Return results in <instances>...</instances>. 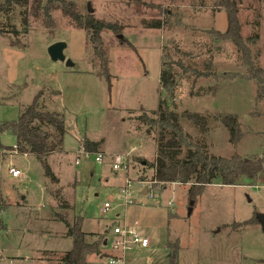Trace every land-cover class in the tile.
I'll return each mask as SVG.
<instances>
[{
	"label": "rangeland",
	"instance_id": "rangeland-1",
	"mask_svg": "<svg viewBox=\"0 0 264 264\" xmlns=\"http://www.w3.org/2000/svg\"><path fill=\"white\" fill-rule=\"evenodd\" d=\"M68 1L82 17L113 25L100 31L98 50L88 31L59 8L50 19L31 16L23 23L19 6H0V122L16 119L40 91L39 103L64 114L66 125L61 150L46 157L56 180L44 175L33 155L13 148L10 131L0 132V264L9 263L7 256L14 259L10 264H60L72 245L67 224L77 218L89 242L102 235L109 239L114 225L144 231L151 247L124 264H168L167 241L177 244L176 264H264L257 217H264V174L241 177L234 185L215 179L193 199L188 183L150 182L153 169L140 159L153 160L156 127L135 119L141 112L152 116L150 110L164 98L179 114L188 110L208 117L204 138L210 153L261 156L264 97L257 98L251 67L253 62L264 70V0H235L246 52L217 34L227 27L222 0ZM154 19L162 26L142 24ZM255 33V43L245 41ZM57 40L66 43L63 53L77 69L49 58L46 48ZM165 67L174 76L168 89L159 79ZM215 113L237 115L235 145L227 128L212 118ZM180 123L198 134L186 118ZM84 138L103 139L100 162L93 159L96 153L80 155ZM113 163L120 166L113 169ZM11 166L21 174L11 176ZM126 178L131 198L121 192ZM104 202L110 206L102 211ZM101 251L109 249L102 244ZM98 256L89 255V264H103L96 262Z\"/></svg>",
	"mask_w": 264,
	"mask_h": 264
},
{
	"label": "trees",
	"instance_id": "trees-1",
	"mask_svg": "<svg viewBox=\"0 0 264 264\" xmlns=\"http://www.w3.org/2000/svg\"><path fill=\"white\" fill-rule=\"evenodd\" d=\"M19 6L23 23H27L28 18L42 17L50 19L51 11L59 8L77 28L88 31L91 42L95 50L99 49V33L103 28L113 29V25L94 19L91 15L82 17L76 10L72 1L68 0H0V6ZM227 17V27L223 33L217 32L220 37L230 38L238 50L246 52L244 40L239 34V24L237 20V7L235 0H222ZM145 27L162 26L158 19L142 21ZM4 29L0 28V32ZM257 34L246 38L245 41L255 43ZM127 39H122L121 42ZM102 66L106 70L107 59L102 60ZM251 76L258 83L257 98L264 97V70L252 62ZM109 81L108 73L105 74ZM159 79L163 88L168 89L174 84V76L169 67L161 70ZM40 91L32 98V101L25 106L18 117L11 121L0 122V132L10 131L15 137L13 148L20 153L33 155L43 168L44 175L56 180L47 162V156L52 152L61 150L63 135L66 133L64 114L57 111H49L39 103ZM152 116L141 112L135 119L143 124L156 127L155 154L152 161L140 159L143 165L153 169L152 179L162 184L182 183L189 184V197L193 199L205 184L218 179L223 185L237 184L241 177L255 180L264 174V152L261 156L241 158L236 153L229 157L214 155L209 152L204 138L207 130L208 117L198 112L183 110L181 114L168 107L164 98L158 101V106L150 110ZM180 117L186 118L198 131V134H191L184 130L180 123ZM214 120L220 122L228 130V141L235 145L240 137V124L235 113H215ZM103 139L97 141L84 138L83 151L88 153L99 152V146ZM9 149L12 146H6ZM194 201V200H193ZM256 215V212L255 214ZM255 218V216H254ZM245 220L244 224H249ZM4 226L0 220V228ZM67 235L72 239L69 250L59 259L60 264H88L87 257L91 254L101 255V245L105 237L102 235L94 241L85 239L86 233L81 230V218L74 220L72 224H67ZM166 248L171 249L168 264H176L177 244L166 242Z\"/></svg>",
	"mask_w": 264,
	"mask_h": 264
},
{
	"label": "built area",
	"instance_id": "built-area-1",
	"mask_svg": "<svg viewBox=\"0 0 264 264\" xmlns=\"http://www.w3.org/2000/svg\"><path fill=\"white\" fill-rule=\"evenodd\" d=\"M80 155L82 157H87L88 152L83 151V149L80 151ZM102 153L96 152L93 159L96 162H100L102 159ZM79 156H77L75 163L79 162ZM123 167L127 168V161L122 163ZM120 165L117 163L112 164V168L116 169ZM8 173L13 176L17 177L21 174L20 170L18 168H15L13 166L7 168ZM150 182H156L155 179L150 178ZM141 183H144V181H140ZM131 185V181L127 178L125 179L124 186L121 189V192L124 196L128 195L130 197L129 192H131V189H129V186ZM144 191L146 190L143 189ZM147 192V190H146ZM127 197V198H128ZM126 202L130 203L131 200H127ZM131 198V197H130ZM170 204V201L168 202ZM110 205L107 202L103 203L102 211H105ZM110 238L104 239L103 245L106 246L111 254L106 257V264H124L127 259H131L132 256H134L132 259L136 258L137 252H139L142 249H146L150 247V241L149 237L142 232V230L128 227L126 225H114L111 228V234Z\"/></svg>",
	"mask_w": 264,
	"mask_h": 264
},
{
	"label": "water",
	"instance_id": "water-1",
	"mask_svg": "<svg viewBox=\"0 0 264 264\" xmlns=\"http://www.w3.org/2000/svg\"><path fill=\"white\" fill-rule=\"evenodd\" d=\"M86 9L89 13H92V9L89 6V3L86 4ZM119 38H121V35H118ZM66 47V43L64 41L61 40H57L54 41L52 43H50L47 48V54L49 56V58L53 61L59 60V61H63L65 66L67 67H72L74 69L78 68V64L74 63L71 59L65 57L63 51ZM190 204H192V201H190ZM188 211H190V208H188ZM259 222H261V228L264 234V217H260L257 215Z\"/></svg>",
	"mask_w": 264,
	"mask_h": 264
},
{
	"label": "crops",
	"instance_id": "crops-1",
	"mask_svg": "<svg viewBox=\"0 0 264 264\" xmlns=\"http://www.w3.org/2000/svg\"><path fill=\"white\" fill-rule=\"evenodd\" d=\"M142 232H144V231H142ZM145 233V232H144ZM104 247H106V246H104ZM150 247H151V245H150ZM107 248V247H106ZM108 249V248H107ZM146 250H148L147 248H146ZM105 252V251H104ZM144 252L145 251H142V252H137V255H138V258H140L142 255L141 254H144ZM40 252L37 250V255H36V258H37V260L39 259V257L40 258H42L41 256H40V254H39ZM111 254V252H110V250H109V252H107V254L105 253L104 255L103 254H101V255H99L98 257H97V259H96V262H99V261H101L103 264H106V257L108 256V255H110ZM140 256V257H139ZM89 257V256H88ZM88 257H87V262H88V264H89V259H88ZM3 258V256H2V254H0V259H2ZM7 258H9L8 260H9V263H6V264H10V262H11V260H14V259H11V257H8L7 256ZM15 258H20V256H15ZM24 258H27V256L25 257H23V259ZM132 259V258H131ZM131 259H127L128 261H131ZM16 261H17V259H15ZM93 260V259H92ZM132 260H134L135 261V258L134 259H132ZM94 261V260H93ZM91 263V262H90Z\"/></svg>",
	"mask_w": 264,
	"mask_h": 264
}]
</instances>
